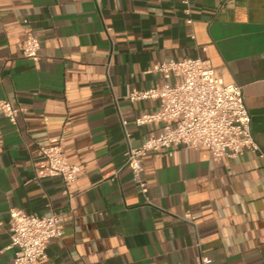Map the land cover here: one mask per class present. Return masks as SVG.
<instances>
[{"label":"crops","instance_id":"obj_1","mask_svg":"<svg viewBox=\"0 0 264 264\" xmlns=\"http://www.w3.org/2000/svg\"><path fill=\"white\" fill-rule=\"evenodd\" d=\"M189 1L192 25L181 0H0V101L25 110L0 111V264L14 259L11 208L60 220L37 264H264V0ZM25 27L38 63L20 51ZM186 58L242 88L263 157L174 147L143 160L144 197L125 153L162 127L134 123L159 102L128 97L173 85L149 70ZM58 143L82 169L68 191L36 177Z\"/></svg>","mask_w":264,"mask_h":264},{"label":"built area","instance_id":"obj_2","mask_svg":"<svg viewBox=\"0 0 264 264\" xmlns=\"http://www.w3.org/2000/svg\"><path fill=\"white\" fill-rule=\"evenodd\" d=\"M181 4L185 24L192 25L190 1L181 0ZM19 47L23 57L33 63L39 62L40 42L28 27L24 28V39ZM149 73H159L163 78H174L175 81L173 85L133 91L128 97L132 102H159L156 112L143 114L134 123L136 126L161 123L162 127L141 146L128 147L125 153V166L142 196L147 194L146 183L141 178L143 160L174 147L206 149L215 161L236 158L245 151L263 157L251 133V118L243 101L242 88L237 84H224L219 72L207 61L186 58L160 62ZM0 111L15 123L25 110L0 101ZM121 125L124 129L126 122L121 120ZM39 154L42 162L41 169L36 172L37 178L59 177L68 191L69 185L82 175L81 167L68 161L61 143L42 147ZM59 221L55 214L40 217L11 208L8 248L14 249L13 264H37L45 260L48 242L63 235ZM202 261L203 264L211 262L208 258Z\"/></svg>","mask_w":264,"mask_h":264}]
</instances>
